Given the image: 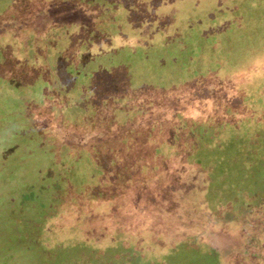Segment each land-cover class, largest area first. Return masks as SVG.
<instances>
[{
    "label": "rangeland",
    "instance_id": "rangeland-1",
    "mask_svg": "<svg viewBox=\"0 0 264 264\" xmlns=\"http://www.w3.org/2000/svg\"><path fill=\"white\" fill-rule=\"evenodd\" d=\"M91 1L92 3L88 0H0V40L7 42L3 55L0 53L1 73H3L1 60L12 57L14 46L19 59L28 53L30 56L33 55L34 49H42L38 45L39 40L31 35L28 37L26 33L27 27L32 25L35 17L39 15L37 11L50 14L36 24V27H40L37 31L43 33V36L58 24L66 25L68 17L75 18L77 24L80 20H85L86 24H89L88 35L84 39L92 42L96 51L87 54L81 69L94 76L90 104L100 105L95 106V110L101 109L104 115L95 118L91 125L84 122L77 127L68 128L65 134L68 145L66 153L77 150L80 156L84 148H106L105 145L112 142L115 145L112 152L117 150L122 152L119 157L111 154L108 159L100 158L99 161L107 159L108 170L114 164L113 161L119 162L128 154L126 149L130 148L128 142L132 140L125 145L123 142L126 143L131 132L143 123L142 118L137 113L129 112L119 117L117 113L119 109L113 104L120 100L119 91L127 94L129 88V96L139 92L138 87L131 85L130 76L132 78L137 76L143 97L155 91L161 93L163 90L167 91L168 96L162 102L171 110L193 111V108H198L206 111L208 109L206 107L210 106L207 102L210 98L209 88L215 84L218 89L215 92L220 101L228 102L231 99L237 111L243 112L253 126L262 125L260 115H256V112L259 109L264 111V0ZM53 34L51 38L53 49H49L50 53L46 59L49 69L53 70L48 76H55L56 87L53 88V92L57 91V95L66 94L68 97L79 96L84 89L79 87L78 82L75 84L69 81L63 72L64 65L69 59L57 51L62 43V36ZM78 38L81 40V37ZM223 40L230 51L222 47ZM104 48L109 53L98 54ZM232 49L234 50L231 51ZM124 61L125 68L133 67L132 74L131 71L129 74L121 73L119 65ZM224 76L234 77L235 81L227 78L229 81L226 82ZM117 79L123 83L119 81L114 84ZM256 80L259 81L254 82ZM3 83L5 79L0 75V86ZM230 83L232 86H229ZM113 85L115 89H112ZM65 96H61L63 102L68 99ZM13 101L7 99L6 105ZM220 104L223 105V101ZM251 104L257 105L259 109L250 111L248 106ZM95 110H81L79 114L82 113L83 117L82 115L79 117L83 121L86 117H95L97 112ZM3 115L0 112V116ZM25 123L22 121L19 125L7 124V130L3 127V122L0 123V264H157L160 260L164 262L172 259L174 255H179L187 262L196 260L197 264H217L221 257L215 252H213L215 255L211 256L210 249L214 247L213 244L222 252L225 259L234 262L233 258L239 245L236 233L222 234L219 230H214L215 228L205 230L206 226L202 223H195V226L190 227L191 224L188 222L174 220L168 216L162 219L163 232H143L142 226L148 221L138 220L134 212L140 214L143 208L148 215L156 216L161 210L158 202L147 203L152 206L143 204L144 207H141L137 198L127 202L124 207L132 212L133 219L128 222L125 219L121 222V219L113 218L108 211L97 213L90 211L87 216L85 213L89 210L82 208L73 220L74 226H69V234L62 237L53 236L51 239L53 244L49 249L28 242L31 232H38L41 223L52 220L55 225H60L67 218L66 214L74 213L79 206L75 208L70 205L63 206L65 190L56 188L54 194L52 191L43 193L42 188L38 187L37 180L40 181L47 175L49 166L52 172L57 170L55 166L49 165L48 156L43 152L38 153L39 151L35 149L38 148L37 144L30 141L34 135L25 128ZM122 135L124 138L120 137ZM33 139L34 142L37 141V138ZM14 142L17 146L15 151L8 148ZM28 142L32 144V150L29 152L25 147ZM118 143L121 147L117 146ZM55 153L54 149L51 160L54 159ZM145 159L155 163L158 158L148 156ZM96 162L99 164L97 160ZM53 164H56V160ZM237 167H240V164ZM258 171H260L258 179L264 188V169ZM99 173V178L107 183L105 184V187L108 185L107 189L110 185L117 191L120 190V186L113 183L112 178V184H108L110 181L105 177L104 171L100 170ZM58 178L59 175L56 173L50 174L51 182H56ZM56 184L60 187L58 182ZM88 190L92 191L89 196L96 198L97 201L114 203L109 201L113 196L106 193L108 190L94 191L90 186L86 189V186L81 184L71 190L74 191L72 197L80 203L82 199L87 198ZM135 191L137 189L134 185L128 183L122 187L121 195L129 193L128 196L132 197ZM43 195L49 197L51 202L37 201ZM147 195V199L151 200L153 194ZM196 197L199 198L198 194ZM210 197L216 196L212 194ZM232 201L236 202V199ZM193 208L205 211L203 203L199 201ZM231 208L224 206L220 218L235 223L238 221L237 218L232 220L231 215H227ZM117 210L119 215H122L118 208ZM185 220L189 221L186 218ZM88 223L91 224L89 226L91 230L85 232ZM125 223L135 228L133 233L128 231V225ZM119 227L121 229H118ZM45 228L47 232L51 231V234H57L59 231L52 230L49 225ZM199 229L203 230L204 236H192L196 235ZM110 237L121 238L119 242L122 244L119 243L117 247L108 245L105 251L101 248L97 254L93 250L90 252L79 250L83 246L80 244L83 241L87 243L93 240L92 244L97 248L103 241L106 242L108 239L109 242ZM124 237L129 239L127 244ZM124 248H128V253L121 260L118 255ZM193 248L195 250H192Z\"/></svg>",
    "mask_w": 264,
    "mask_h": 264
},
{
    "label": "trees",
    "instance_id": "trees-1",
    "mask_svg": "<svg viewBox=\"0 0 264 264\" xmlns=\"http://www.w3.org/2000/svg\"><path fill=\"white\" fill-rule=\"evenodd\" d=\"M88 2L92 3L91 0ZM48 11L49 9L45 12L48 13ZM37 12L39 15L35 17L34 23L25 29L28 37L31 35L34 39L39 40L38 45L42 49H34L33 55L30 56L28 53L23 56L24 58L19 59L14 46L11 53L12 57L1 60L3 73L0 70V75L5 79V83L0 86V112L4 114L3 117L0 116V123L3 122V127L7 130V124L19 125L22 121L26 122L25 128L37 138L36 142H34L33 136L30 138V141L38 146L35 149L39 151L38 153L43 152L48 156L50 158L49 165L55 166L54 168L57 170V172H52L51 166H49L47 175L42 180H37L38 187L42 188L43 193L52 191L54 194L56 188L65 190L63 206L79 207L74 213L66 214L67 218L60 225H55L52 220L41 223L38 227L39 230H37L39 233L31 232L28 242H34L37 246H42L46 250L49 249L53 244L51 240L53 236L59 237L60 235L62 237L69 234V226H74L73 220L82 208L89 210L85 213L87 216L90 211H95V213L108 211L114 216L113 218L121 219V222L125 219L128 222L133 219L131 217L132 212L127 211V207H124L127 202H132L134 198H137L141 207L150 202L156 204L158 202V207L161 210L156 213V216L148 215L143 208L140 214L137 211L134 212L138 220L148 221L144 224L146 226H142L143 232H163L162 219L167 216L174 220L188 222L191 224L190 227L195 226V223H202L206 226L205 230L215 228L214 230H219L222 234L230 232V235L232 233L237 235L239 245L233 258L234 262L225 259L221 251L211 246V256L218 254L221 257L220 261L216 262L217 264H264V188L262 187L263 183L258 179L260 171L257 172L259 169H264V111H261L254 104L248 106L249 110L253 112L259 109L256 115H260L259 120L262 125L253 126L243 115V112L237 111L231 99L228 102L221 100L223 105L220 104L221 101L215 92L218 90L215 84L209 88L210 98L207 102L210 106L206 107L208 108L206 111H201L198 108H193V111L171 110L162 102L168 96L167 91L163 90L162 93L155 91L153 94H148L149 97H143L140 93L141 88L137 76L136 79L130 76L131 85L135 88L138 87L139 92L129 96V88L127 94L119 91L121 94H118V99L120 98V100L116 101L118 104L115 102L113 104L117 105L116 107L119 109L117 112L119 117L129 112L137 113L142 118L143 123L131 132L126 143L123 142L125 145L132 140V142H128L130 144V148L126 149L128 154L119 162L113 161L114 164L111 165L110 171L106 165L108 157L111 154L114 157H119L122 152L117 150L113 153L112 147L115 145L112 142L107 143L106 148L101 147L103 149L99 147L80 149L83 152V154L80 152V156L77 150L66 153L65 150L68 145L65 134L68 128L77 127L84 122L91 125L95 118H101L104 115L101 109L95 110V106L100 105L90 104L93 97L91 90L94 86V76L81 69L87 54L96 50L91 44L92 42L84 39L89 30V24H86L85 20H80L77 24L75 18L68 17L69 21L66 25L58 24L51 28L46 36H43V33L37 31L40 27H36V24L40 19H46L50 14L47 15L41 10ZM53 33L62 36L63 41L61 38L62 43L57 51L69 59V62L64 65L63 72L70 82H75V84L78 82L79 87L84 89L76 97L75 95L68 97L64 94L65 97H68L65 102L61 99V96L64 97L63 95H57V91L53 92V88L56 87L55 76H48L50 72H53L52 69H49L46 60L50 53L49 49H53L51 43ZM15 34L16 30H14ZM78 37H81V40ZM18 38L21 39L22 37ZM14 39H16V35ZM6 43L0 40L1 55H3ZM221 43L224 50L230 51L225 40ZM102 53L108 54L109 51L104 48L98 54ZM123 65H126L125 61L119 65L120 70H122L121 73L127 72L129 74L131 71L132 74L134 72L133 67L125 68ZM227 78L229 77L224 76L223 79L226 82L229 79L235 81L234 77ZM117 80L114 84L119 81L123 83L122 80ZM229 86L232 84L230 83ZM229 86L226 88L229 89ZM112 89H115L114 85ZM11 97L14 101L6 105V100H12ZM21 101L23 102L22 105L20 104ZM69 106L73 108L65 109ZM88 109L97 111L95 112L97 115L95 114V117L92 118L86 117V120L83 121L79 117L82 115V113L79 114V111ZM120 137L124 138V135ZM120 143L117 146H120ZM25 147H27L28 152L32 150L30 142ZM8 148L15 151L16 143L9 145ZM123 148L125 149V147ZM54 149L56 153L54 159L51 160ZM29 156H31L30 153ZM148 156L158 159L155 163L150 162L145 159ZM101 157L107 159L99 161ZM55 160L56 164L54 165ZM239 164L240 167H237ZM100 170L106 174L105 177L110 181L108 184L111 183L112 178V182L120 186L119 191L110 185L108 189V185L105 187L107 183L99 178ZM51 173L59 175L56 182H51ZM57 182L60 187L57 186ZM128 183H132L137 189L132 197L128 196L129 193L121 195L122 187ZM79 184L86 186V189L90 186L94 191L108 190L105 192L113 196L109 201L114 203L97 201L96 198L89 196L91 190L87 191V198L82 199L79 203L72 197L74 191H71ZM147 194H153L151 200L147 199ZM196 194L199 198L196 197ZM205 194L206 196L202 197ZM212 194H215L216 197L211 198L210 195ZM233 199H236V202L232 201ZM45 200L48 202L51 199L44 197V195L37 199L39 202H45ZM198 201L203 203L204 212L193 208ZM224 206L232 207L230 214L227 213V215H231L230 219L232 220L236 217L237 222L231 223L220 218ZM208 207H212V209ZM117 208L122 215H119ZM60 215L58 214V216ZM206 215L209 217L207 218ZM185 218L189 221H186ZM47 225L52 230L59 229L58 233L47 232L45 228ZM90 225L89 223L86 224L85 232L91 230ZM120 225L123 227L122 223ZM127 225L128 231L133 233L135 228L131 224ZM192 236H204L203 230L199 229L197 234ZM125 237L124 241L127 244L129 239ZM105 238L103 237V239ZM120 240L121 238L110 237L109 242L107 239L97 248L92 244L93 240L87 243L83 241L80 243L83 246L79 250L84 249L88 252L93 250L97 254L101 248L105 251L108 245L119 246V243L122 244L119 242ZM127 253L128 248H124V251L118 255L119 259H124ZM157 264H197V261L187 262L181 259L179 255H174L172 259L164 262L160 260Z\"/></svg>",
    "mask_w": 264,
    "mask_h": 264
},
{
    "label": "water",
    "instance_id": "water-1",
    "mask_svg": "<svg viewBox=\"0 0 264 264\" xmlns=\"http://www.w3.org/2000/svg\"><path fill=\"white\" fill-rule=\"evenodd\" d=\"M213 246H214V248H215L216 250H218V248H217V246H216V245H214V244H213Z\"/></svg>",
    "mask_w": 264,
    "mask_h": 264
}]
</instances>
